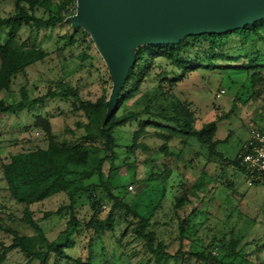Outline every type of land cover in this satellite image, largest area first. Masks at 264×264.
Listing matches in <instances>:
<instances>
[{
    "label": "trees",
    "instance_id": "16d2710c",
    "mask_svg": "<svg viewBox=\"0 0 264 264\" xmlns=\"http://www.w3.org/2000/svg\"><path fill=\"white\" fill-rule=\"evenodd\" d=\"M5 1L0 0V94L10 92L18 76L26 78L27 68L48 56L39 43L42 31L67 27L69 33L60 38L63 42L60 51L80 43L94 44L85 30L73 28L67 21L75 13L76 0H7L12 8L4 11ZM155 66L160 71L153 73ZM195 72H202L203 77L204 73L218 75L229 85L243 76L246 81L243 87L247 91L240 101L258 96L260 89L264 88V19L230 32L187 36L175 44L138 47L135 62L107 118L106 102L112 85L95 101L81 98L78 87L66 82H58L57 88L48 89L40 97H30L26 84L19 89L17 100L0 96V115L30 110L48 99H58L68 104L72 113H80L84 118L75 124L76 129L82 131L80 135L58 139L50 118L38 115L33 125L42 131L45 145L9 154L7 162L0 160L6 191L10 199L23 209V216L17 221L33 232L21 234L16 228L0 222V234L8 240L0 236V264H4L8 253L15 250L26 259V264H110L107 260L94 262L92 244L112 230L117 209H123L128 221L124 234L129 230L131 239L140 243L141 253L148 256L146 263L188 264V260L193 259L191 264H251L244 261L242 241L246 232L236 230L235 226L228 232H219L205 245L195 242L194 236L204 223L193 222L191 215L196 212L184 214V211L191 203V197H196V192L205 191L203 182L189 189H184L181 182L178 184L182 193L174 198L172 208L175 215L182 212V217L177 216L178 249L171 254L165 242L157 239L160 224L155 215L161 208L172 170L165 164L159 172H154L152 167L149 179L156 178L160 185L141 189L128 199L127 187L117 183V169L103 170L104 164L115 157L116 130L133 121L136 130L131 134L128 146L131 153L137 149L146 152L149 150L147 140H159L161 144L157 148L164 157L183 160L187 153L191 157L185 160L184 166H190L194 157L199 155L191 147L189 141L192 140L204 150L206 164L226 165L244 175L249 185H264L263 178L247 172L240 164V156L249 152V137L234 158L229 159L218 150L220 141L215 138L216 121L195 128L193 104L177 87ZM108 78L110 80L109 74ZM150 82L154 84L142 90ZM129 103L136 108H127ZM121 110L124 111L119 114ZM250 129L264 132V115L260 116L259 122L249 126L248 132ZM66 131L71 133L70 129ZM172 143L178 146L177 150L172 148ZM201 174L206 172L202 170ZM57 195H64L66 203L54 212L44 213V216L65 217V226L49 240L31 217V206ZM83 200L91 213L88 219L78 214L83 207L79 203ZM107 202L112 204L102 218V207ZM80 233L88 237L87 256L73 259L65 251L75 247V238ZM185 240L189 241V248L183 252Z\"/></svg>",
    "mask_w": 264,
    "mask_h": 264
},
{
    "label": "rangeland",
    "instance_id": "374dc122",
    "mask_svg": "<svg viewBox=\"0 0 264 264\" xmlns=\"http://www.w3.org/2000/svg\"><path fill=\"white\" fill-rule=\"evenodd\" d=\"M2 8L8 11L12 8V4L6 0ZM68 33L65 26L42 31L39 43L41 48L47 51L48 56L44 61L27 68L26 78L18 76L10 92L3 91L0 96L7 97L8 100H17L19 89L26 84L30 97H40L48 89L57 88L58 82H66L78 87L83 99L95 101L105 95L111 82L99 52L94 44L90 46L85 43L60 51L63 44L60 38ZM167 68L170 69V66ZM159 71L160 68L155 66L153 73ZM201 73L190 74L177 87L193 104L195 128L199 129L205 123L216 121L218 130L215 138L220 141L218 150L223 152L225 157L232 159L248 139L249 126L259 122L260 116L264 115V88L260 89L257 97L242 102L239 98L246 96L247 91L243 87L246 84L243 76L229 85L218 75L204 73L203 77ZM153 84V82L147 83L142 90L148 89ZM220 90L224 92L217 97ZM127 108L136 107H132L129 103ZM123 111H119V114ZM38 115L50 118L52 130L58 139L75 137L82 132L75 127L76 122L84 120L82 115L72 113L69 105L58 99H48L30 110L24 109L0 115L2 162L8 161L9 154L45 145L42 131L33 125ZM66 129H70L72 134L67 133ZM135 130L136 125L133 121L116 130L115 157L104 164L103 170L106 172L109 167L117 169V183L127 187V199L141 189L160 185L156 178L149 179L152 167L154 172H159L165 164L172 170V174L167 179L161 208L155 215L160 224L157 228V239L165 242L167 251L173 254L178 249L177 216L182 217V212L179 211L175 215L172 208L174 198L182 193V189H178V184L181 182L184 189H189L192 185L203 182L205 191L196 192V197H191V203L184 211V214L196 212L191 215L193 222L204 223L197 236H194L195 242L205 245L213 236L219 235V232H228L230 227L235 226L236 230L246 232L242 241L244 261L247 260L251 264L264 263V185H249L244 175L226 165L217 162L206 164L203 157L204 150L192 140L189 141L191 147L199 155L194 157L190 166H184L185 160L191 157L187 153L183 160L176 161L172 157H164L157 148L161 144L159 140H147L149 150L146 152L137 149L131 153L128 146L131 134ZM171 146L177 150V145L172 143ZM202 170L206 174L202 175ZM227 184L231 187H227ZM80 202L83 207L78 211L79 217L88 219L91 213L86 201ZM64 203H66L64 195H57L41 204L31 206V217L39 224L49 240L63 230L66 218L57 215L45 217L44 213L54 212ZM111 204L112 202H107L102 207L100 215L102 218L106 216ZM230 205H233L232 208ZM22 210V207L10 199L0 167V222L16 228L21 234H32V230L17 221L23 216ZM229 212H231L230 219L227 217ZM112 224V230L101 239L94 240L92 244L95 253L94 262L107 260L110 264H153L146 263L148 256L141 253L140 243L131 239L129 230L124 234L128 221L124 218L123 209L115 211ZM0 236L8 241L4 234L1 233ZM87 238L80 233L75 238V247L66 250L65 253L73 259L78 257L84 259L87 256ZM188 246L189 241L185 240L182 251L188 250ZM192 262L193 259L188 260V264ZM4 264H26V259L15 250L8 253Z\"/></svg>",
    "mask_w": 264,
    "mask_h": 264
},
{
    "label": "water",
    "instance_id": "95a60500",
    "mask_svg": "<svg viewBox=\"0 0 264 264\" xmlns=\"http://www.w3.org/2000/svg\"><path fill=\"white\" fill-rule=\"evenodd\" d=\"M262 19L264 0H76L67 21L90 35L106 65L112 85L107 118L138 47L230 32Z\"/></svg>",
    "mask_w": 264,
    "mask_h": 264
},
{
    "label": "built area",
    "instance_id": "2783aa9c",
    "mask_svg": "<svg viewBox=\"0 0 264 264\" xmlns=\"http://www.w3.org/2000/svg\"><path fill=\"white\" fill-rule=\"evenodd\" d=\"M223 92L220 90L217 97ZM247 147L249 152L240 156V164L245 167L247 172L264 179V132L250 129Z\"/></svg>",
    "mask_w": 264,
    "mask_h": 264
}]
</instances>
